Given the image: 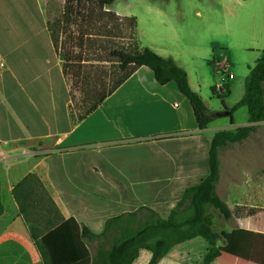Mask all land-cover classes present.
<instances>
[{
  "label": "crops",
  "instance_id": "crops-1",
  "mask_svg": "<svg viewBox=\"0 0 264 264\" xmlns=\"http://www.w3.org/2000/svg\"><path fill=\"white\" fill-rule=\"evenodd\" d=\"M54 1L0 0V264H43L36 241L69 218L80 228L91 264H97V256L120 229L135 228L152 213L165 219L183 191L208 175L214 132L251 125L245 107L233 112L230 124L218 114L221 104L209 90L221 84L226 67L232 77L225 104L233 92L228 108L242 97L246 66L264 49V0H114L104 8L134 16L141 44L185 70L191 89L216 114L204 129L198 128L175 84H158L145 66L78 120L85 106L71 100L50 37ZM57 2L59 28L67 4ZM218 158V197L229 211L235 206L256 211L226 220L215 214L214 231L264 235V177L255 184L246 179V166L229 152L223 157L219 151ZM29 173L36 174L47 197L33 195L41 202L27 222L12 187ZM70 238L74 234L51 232L44 250L52 264L66 256L77 259L72 264H82L83 250ZM261 242L256 251L264 255ZM215 243L226 244L223 238ZM207 247L197 236L172 246L156 264H202ZM151 256L140 249L131 264H148ZM210 264L258 263L221 253Z\"/></svg>",
  "mask_w": 264,
  "mask_h": 264
},
{
  "label": "trees",
  "instance_id": "trees-1",
  "mask_svg": "<svg viewBox=\"0 0 264 264\" xmlns=\"http://www.w3.org/2000/svg\"><path fill=\"white\" fill-rule=\"evenodd\" d=\"M113 1L66 0L67 16H63L62 25L56 31L49 26L50 37L57 55L59 51L57 34L58 32L67 33V43L65 41L63 43L64 52L60 57V63L63 75L65 77L70 76L71 100L75 101V91L86 92L87 97H82L81 102H79L85 108L82 113L78 114V120L91 113L104 98L121 85L135 70L145 66L152 71L158 84L165 85L169 82L175 84L177 90L188 100L193 112L192 116H194L198 128H206L216 114L213 115L209 112L200 95L191 89L185 70L176 65L171 58L162 57L141 44L137 39V20L134 16L123 17L114 14L112 11H105L104 8L112 4ZM99 11L107 17L108 22H118V27L114 31L111 29L108 31L111 32L110 37L119 38L122 31L120 22L126 25L128 34L125 39H128V43L124 47L115 46L108 51V56L115 61L118 70L122 74L104 91L92 95L94 98L91 100L89 99L90 93L87 92L88 86H90L89 78L83 75L79 65L83 60L80 59V56L74 54L73 46L68 41L76 40L75 44H80L79 47L89 46L86 44L94 36L92 33L94 21L97 16L96 12ZM70 26H74L76 37L73 35L74 30H70ZM85 38L87 39L85 40ZM246 67H248V74L244 80V93L231 108H228L225 104V98L229 95L227 81L219 87L212 86L209 92L221 104L222 110L218 114L228 118L230 124H233V112L240 107H245L248 122L251 125L214 132L209 141L208 175L199 184L183 191L180 201L176 203L165 219L152 213L150 219L141 221L135 228L120 229L117 236L112 239L109 248L97 256V264H131L140 249H146L152 253L148 264H156L172 246L197 236L204 238L208 243L202 264H210L221 253H228L243 260L253 261V263L264 264V255L256 251V247L261 245L264 235L243 230H233L230 233L223 232L219 234L213 229L215 212L219 217L226 220L231 214L246 216L252 215L256 211L254 208L244 206H235L229 211V208L215 192L219 177V149L246 140L255 131L256 123L264 122V49L259 51V55L253 64ZM12 188L13 197L20 210L19 213L28 222L29 216L38 209L41 202L34 201L33 195L41 193L47 197V194L35 173L27 174ZM49 202L53 205L51 200ZM2 212L3 207L0 200V215ZM112 222V220L107 222L105 231H108ZM29 228L32 234L31 226ZM52 230L42 237L39 242L36 241V246L44 261L43 264L53 263L52 256L44 250V243L51 232L52 234H74V239L70 238V240H72V243L78 244L83 250L82 264H91L89 253L80 240V228L74 219L69 218ZM86 233L87 231L83 229L82 235L85 236ZM71 237L73 236L71 235ZM219 238L225 240V246L216 247L215 242ZM75 260L77 259H69L66 256L59 261L61 262L59 264H72Z\"/></svg>",
  "mask_w": 264,
  "mask_h": 264
},
{
  "label": "rangeland",
  "instance_id": "rangeland-1",
  "mask_svg": "<svg viewBox=\"0 0 264 264\" xmlns=\"http://www.w3.org/2000/svg\"><path fill=\"white\" fill-rule=\"evenodd\" d=\"M54 2L55 11L49 15L48 19L50 24L53 26L52 28L56 31L59 25L56 24V22L57 18L59 19L58 11H60L59 9L61 4L59 5L57 0ZM100 12L101 11L96 12L97 16L94 21L92 32L94 36L91 37L92 40H89L86 44L89 46L79 47L80 44H75L76 40H72V42L68 41V43L73 46L72 50L74 51V54H77L80 56V59L83 60L79 65L81 66L83 75H86L89 78L90 86H88L89 88L87 87L88 89H86L88 90L87 92L90 93L89 99L91 100L94 98L92 95L104 91L122 74V72L118 70L115 61L108 56V51L115 46L124 47L128 43V39H125L128 34L126 25L123 22H120L122 24H120V29L122 31L120 32L119 38L110 37L111 32L108 31L110 29L114 31V29L118 27V22H108L107 17ZM73 35L76 37V30L73 31ZM57 36V44L59 48L58 56L60 58L64 52L63 43L64 41L67 43V33L58 32ZM65 78L70 84V76H66ZM74 95L78 103L81 102L82 97H87L86 92L83 93L75 91ZM235 95L236 93L233 92L232 95L227 99V105L231 104L235 100ZM243 111L244 115L246 116V110L244 109ZM241 113L242 112L237 113L236 116L239 120L242 119V117H240L242 115ZM219 151L223 157L229 152L231 157H234L236 160L238 159L240 163H243L246 166V179L252 181L255 184H257V182L260 184L261 178L264 177V174H262V170H264V122H260L258 124L256 123L255 131L251 133V135L246 140L221 148ZM224 159L226 161L228 160V157L225 156ZM231 160V162H233V159ZM231 179L236 180L234 174L231 175ZM215 223H217V221Z\"/></svg>",
  "mask_w": 264,
  "mask_h": 264
},
{
  "label": "built area",
  "instance_id": "built-area-1",
  "mask_svg": "<svg viewBox=\"0 0 264 264\" xmlns=\"http://www.w3.org/2000/svg\"><path fill=\"white\" fill-rule=\"evenodd\" d=\"M3 64L0 63V66H2ZM221 73H222V79H221V84L219 86L222 85V83L226 82L228 79H230L232 77V75L230 73H228V71L226 70V67H223L221 69ZM218 86V87H219Z\"/></svg>",
  "mask_w": 264,
  "mask_h": 264
}]
</instances>
